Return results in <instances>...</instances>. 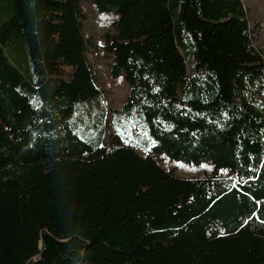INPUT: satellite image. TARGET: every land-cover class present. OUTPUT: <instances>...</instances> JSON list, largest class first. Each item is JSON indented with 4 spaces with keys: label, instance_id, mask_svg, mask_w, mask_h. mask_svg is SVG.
Instances as JSON below:
<instances>
[{
    "label": "trees",
    "instance_id": "trees-1",
    "mask_svg": "<svg viewBox=\"0 0 264 264\" xmlns=\"http://www.w3.org/2000/svg\"><path fill=\"white\" fill-rule=\"evenodd\" d=\"M88 1L116 16L119 113L156 143L77 130L98 96L77 0H0V264H264V56L242 1ZM159 156L210 167L179 179Z\"/></svg>",
    "mask_w": 264,
    "mask_h": 264
},
{
    "label": "rangeland",
    "instance_id": "rangeland-1",
    "mask_svg": "<svg viewBox=\"0 0 264 264\" xmlns=\"http://www.w3.org/2000/svg\"><path fill=\"white\" fill-rule=\"evenodd\" d=\"M241 1L249 18L254 44L264 56V0ZM77 2L81 13V33L87 47L86 61L98 96L76 107L74 115L76 128L79 131H86L87 134L102 131L104 144H109L114 135L124 137L128 146L143 155L145 137L141 135L142 130L138 121L134 117L119 113L128 98L129 86L123 77L111 76L113 58L103 49L105 38L114 34L113 23L116 16L98 13L88 0ZM6 53L8 54L7 51ZM11 60L16 65H21L26 73V65L21 55L17 57L13 55ZM156 161L164 171L179 179H200L208 173L209 168L185 165L163 156L157 157Z\"/></svg>",
    "mask_w": 264,
    "mask_h": 264
},
{
    "label": "snow or ice",
    "instance_id": "snow-or-ice-1",
    "mask_svg": "<svg viewBox=\"0 0 264 264\" xmlns=\"http://www.w3.org/2000/svg\"><path fill=\"white\" fill-rule=\"evenodd\" d=\"M225 117H227V113H225ZM167 130H171V128H168ZM121 135H123V132H121ZM141 135L145 137V139L148 140L149 143H151L153 146L155 145L156 141L154 139L151 138V136L149 135V133L147 131H142ZM195 135V134H194ZM239 155V149L237 152V156ZM202 168H208L210 167L209 165H201ZM261 167H264V161L261 162ZM250 171H256L255 169L250 168ZM223 173H227L228 169H221L220 170ZM255 177H248V179H254ZM243 183H247V180H245L243 177H240L239 180H234L233 182V188H236L238 186V184H243ZM221 235H223V232H221Z\"/></svg>",
    "mask_w": 264,
    "mask_h": 264
}]
</instances>
